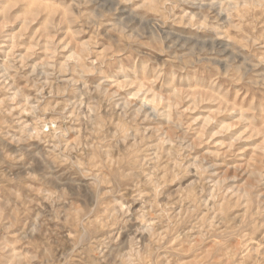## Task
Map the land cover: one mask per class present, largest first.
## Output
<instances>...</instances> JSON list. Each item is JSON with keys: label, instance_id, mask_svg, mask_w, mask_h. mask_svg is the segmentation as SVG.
Listing matches in <instances>:
<instances>
[{"label": "rangeland", "instance_id": "1", "mask_svg": "<svg viewBox=\"0 0 264 264\" xmlns=\"http://www.w3.org/2000/svg\"><path fill=\"white\" fill-rule=\"evenodd\" d=\"M0 264H264V0H0Z\"/></svg>", "mask_w": 264, "mask_h": 264}]
</instances>
